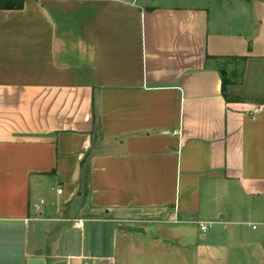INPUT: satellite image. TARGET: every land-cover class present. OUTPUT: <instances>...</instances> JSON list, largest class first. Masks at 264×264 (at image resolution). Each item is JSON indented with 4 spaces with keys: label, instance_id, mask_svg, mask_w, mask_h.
I'll list each match as a JSON object with an SVG mask.
<instances>
[{
    "label": "crops",
    "instance_id": "1",
    "mask_svg": "<svg viewBox=\"0 0 264 264\" xmlns=\"http://www.w3.org/2000/svg\"><path fill=\"white\" fill-rule=\"evenodd\" d=\"M156 1L0 11V264H264V0Z\"/></svg>",
    "mask_w": 264,
    "mask_h": 264
},
{
    "label": "rangeland",
    "instance_id": "2",
    "mask_svg": "<svg viewBox=\"0 0 264 264\" xmlns=\"http://www.w3.org/2000/svg\"><path fill=\"white\" fill-rule=\"evenodd\" d=\"M183 1L184 0H157L156 4H159V5H161V4H174V3H179V2H183ZM190 1L191 2H189V3L196 4V5H199V6L205 5V4L210 5L211 3H214V0H212V1L211 0H190ZM209 1H211V2H209ZM240 1L241 0H229L228 1L229 5L228 6L225 5L223 7V9L225 11V14L228 15V16H225V17L226 18L228 17L229 19L232 18V22L228 21L227 23L224 24L225 25L224 29L227 30V31L240 32L242 30V26H241L242 22H244V21L247 22L246 21V15H247L246 11H243L242 7H239L237 5V2H240ZM151 2L154 3L153 0H151ZM222 2L226 4V2H224L223 0H222ZM211 8H212V10L214 12V9H216L217 7H216L215 4H211ZM237 11H239V12L241 11L240 12L241 15H242L241 18H237L238 17L236 15ZM235 26H238V27H235ZM236 73H237V75L239 74L238 76H240V74H241L239 71H236ZM236 78H237V80L240 79L239 77H236Z\"/></svg>",
    "mask_w": 264,
    "mask_h": 264
},
{
    "label": "trees",
    "instance_id": "3",
    "mask_svg": "<svg viewBox=\"0 0 264 264\" xmlns=\"http://www.w3.org/2000/svg\"><path fill=\"white\" fill-rule=\"evenodd\" d=\"M27 0H0V11L1 10H22L25 6ZM231 84V81L226 77L223 81V88L226 93L227 87ZM88 156L82 165V173H81V189L80 193L85 195L89 194L90 190V165L88 163Z\"/></svg>",
    "mask_w": 264,
    "mask_h": 264
},
{
    "label": "built area",
    "instance_id": "4",
    "mask_svg": "<svg viewBox=\"0 0 264 264\" xmlns=\"http://www.w3.org/2000/svg\"><path fill=\"white\" fill-rule=\"evenodd\" d=\"M255 113H259V110H256ZM58 193H62V191L59 190ZM44 204H45V201L42 200L38 205H35V210H36V211H39L40 208H41V206L44 205ZM199 226H200V228H201V231L204 232V233H205V232L208 230V228H209V226H208L207 224H205V223H200ZM75 227L78 228V229H81V227H82L81 222H80V221L77 222V223L75 224Z\"/></svg>",
    "mask_w": 264,
    "mask_h": 264
},
{
    "label": "water",
    "instance_id": "5",
    "mask_svg": "<svg viewBox=\"0 0 264 264\" xmlns=\"http://www.w3.org/2000/svg\"><path fill=\"white\" fill-rule=\"evenodd\" d=\"M43 263H44V260L38 259V258H31L27 262V264H43Z\"/></svg>",
    "mask_w": 264,
    "mask_h": 264
}]
</instances>
